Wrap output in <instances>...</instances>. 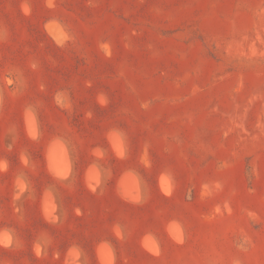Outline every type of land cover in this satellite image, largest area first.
Returning a JSON list of instances; mask_svg holds the SVG:
<instances>
[{
    "label": "rangeland",
    "instance_id": "obj_1",
    "mask_svg": "<svg viewBox=\"0 0 264 264\" xmlns=\"http://www.w3.org/2000/svg\"><path fill=\"white\" fill-rule=\"evenodd\" d=\"M27 2L29 16L0 0V231L12 238L0 264H72L74 246L76 264H99L102 241L115 264H264V0ZM52 19L73 37L63 47ZM112 129L126 134L123 160ZM55 145L71 155L67 178L48 163Z\"/></svg>",
    "mask_w": 264,
    "mask_h": 264
},
{
    "label": "clouds",
    "instance_id": "obj_2",
    "mask_svg": "<svg viewBox=\"0 0 264 264\" xmlns=\"http://www.w3.org/2000/svg\"><path fill=\"white\" fill-rule=\"evenodd\" d=\"M45 6L48 9H53L55 7L54 0H44ZM20 9L23 15L29 16L31 14V7L27 0H21ZM45 28L51 33L52 30H55L56 34V44L60 47H63L66 42H70L73 40V37L70 33L67 32V30L59 24L55 19H52L48 21L45 24ZM105 51L108 49V45L105 44L104 46ZM35 67V65H33ZM56 103L58 106L62 108L69 107V103L67 100V97L65 94L61 91L58 92L55 96ZM96 103L99 107L103 108L106 107L109 103V99L105 93H98L96 98ZM28 111V109H26ZM91 113H88L89 118L91 117ZM120 129H112L110 130L108 136H106V139L109 143V147L112 150L113 157L117 160H123L127 155V142H126V134L121 135ZM28 137L30 139H37V129H36V123L32 118L31 112L29 111L28 116V129L27 133ZM10 149V146H9ZM94 156L98 158H102L103 152L101 149L97 148L94 150ZM22 162H26V157H21ZM143 169H149L151 167V160H150V153L147 147L140 149L139 154V161H138ZM62 167L57 169V176L58 177H64L67 178L70 175L71 172V155L67 153H63L62 150V158H61ZM7 161L4 159H0V172L7 170ZM131 178V185L130 187L125 189L126 195L131 199L132 202H138L139 195H138V188H137V180L138 177L136 174H133L131 170L127 173ZM91 179L93 181H96L99 183V173H96L95 170H93V175L91 176ZM158 183L164 187L165 193L167 194V184L168 179L166 178V175L164 173H161L158 177ZM20 191H24V185L21 183L19 185ZM18 196V194H17ZM57 206L52 202L51 198L45 202L44 212L46 216H51L52 220L55 221L57 219L56 216H52V213L56 211ZM112 234L113 236L119 240L122 239V233L118 225H114L112 228ZM12 238L9 235L8 231L3 230L0 231V246L8 247L11 243ZM104 249L103 255H99V249ZM96 248L98 250V261L99 264H115V258L114 254L111 250L110 245L106 241H102L100 244L96 245ZM153 251H155V245H153ZM69 253L73 257L72 264H76V258L79 256V250L74 246L70 248ZM36 254L39 255V249H36ZM65 264H68V261H65Z\"/></svg>",
    "mask_w": 264,
    "mask_h": 264
},
{
    "label": "bare ground",
    "instance_id": "obj_3",
    "mask_svg": "<svg viewBox=\"0 0 264 264\" xmlns=\"http://www.w3.org/2000/svg\"><path fill=\"white\" fill-rule=\"evenodd\" d=\"M28 124V123H27ZM28 128V127H27ZM56 141V140H55ZM54 141V142H55ZM54 142H51L50 144H52V143H54ZM56 143V142H55ZM54 143V144H55ZM58 143H60V142H58ZM49 147V151H47L48 152V156H47V159H48V163H49V165H50V168H51V171H52V173L53 174H55V175H57V169H59V168H61L62 167V163H61V158H62V153H61V151L59 150V148L61 149V145H58V147H56V145L54 146V147H51V146H48ZM50 147H51V149H50ZM62 150L63 151H65L63 148H62ZM63 153H65V152H63ZM49 168V167H48ZM91 168V167H90ZM92 170L93 169H91L90 170V172H92ZM125 175V174H124ZM127 177H129L130 178V176L129 175H126ZM126 176H123L122 178L123 179H125V181H126V183H125V181L123 180V183L125 184V186H123V187H126V184L128 183V182H130L131 181V178L129 179V178H127ZM55 177V176H54ZM58 177V176H57ZM91 177V176H90ZM90 179V178H89ZM21 182V181H20ZM88 182H90L89 180H88ZM95 183V182H94ZM131 183V182H130ZM123 184V185H124ZM128 185V184H127ZM122 187V186H121ZM128 188V187H127ZM164 188V187H163ZM167 188H168V184H167ZM121 190H124V188L122 189L121 188ZM169 190V189H168ZM122 192V191H121ZM125 193V192H124ZM122 194V193H121ZM125 195H126V193H125ZM128 197V196H127ZM126 197V198H127ZM45 203V202H44ZM148 240H150V239H148ZM146 241V243H148L149 241ZM151 241V240H150ZM153 243L154 242H152L151 243V245H153ZM145 244V243H144ZM102 248V247H101ZM147 248H148V244H147ZM149 248H150V246H149ZM152 249V248H151ZM156 249V248H155ZM153 251V250H152ZM154 252V251H153ZM101 254H103V252H101V250H100V253H99V255H101ZM67 255V254H66Z\"/></svg>",
    "mask_w": 264,
    "mask_h": 264
}]
</instances>
